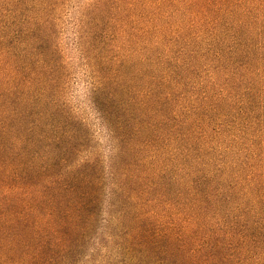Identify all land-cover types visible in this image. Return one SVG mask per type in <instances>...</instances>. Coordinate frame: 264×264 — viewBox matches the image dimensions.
<instances>
[{"label": "trees", "instance_id": "trees-1", "mask_svg": "<svg viewBox=\"0 0 264 264\" xmlns=\"http://www.w3.org/2000/svg\"><path fill=\"white\" fill-rule=\"evenodd\" d=\"M0 264H264V0H0Z\"/></svg>", "mask_w": 264, "mask_h": 264}, {"label": "rangeland", "instance_id": "rangeland-1", "mask_svg": "<svg viewBox=\"0 0 264 264\" xmlns=\"http://www.w3.org/2000/svg\"><path fill=\"white\" fill-rule=\"evenodd\" d=\"M74 86H73V98H75L77 101H81L83 100L84 97V89H83V83L81 81L78 82H74ZM75 100V101H76Z\"/></svg>", "mask_w": 264, "mask_h": 264}]
</instances>
